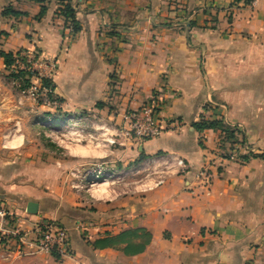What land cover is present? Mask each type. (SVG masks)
I'll list each match as a JSON object with an SVG mask.
<instances>
[{
	"label": "crops",
	"instance_id": "1",
	"mask_svg": "<svg viewBox=\"0 0 264 264\" xmlns=\"http://www.w3.org/2000/svg\"><path fill=\"white\" fill-rule=\"evenodd\" d=\"M61 1L44 2L38 17L35 0H0V54L56 62L55 105L44 106L17 93L0 55V205L25 232L41 220L66 228L72 255L5 260L0 252V264H264V0ZM65 3L77 34L60 13ZM152 101L163 131L150 141L93 145L43 126L80 115L88 132H123L124 114ZM201 122H220L232 139L194 129ZM32 132L49 134V161ZM169 154L190 171L151 191L140 193L136 176L89 191L80 177L65 182L96 163L131 170ZM201 166L210 169L208 195L194 180ZM137 228L151 235L140 255L94 248Z\"/></svg>",
	"mask_w": 264,
	"mask_h": 264
},
{
	"label": "built area",
	"instance_id": "2",
	"mask_svg": "<svg viewBox=\"0 0 264 264\" xmlns=\"http://www.w3.org/2000/svg\"><path fill=\"white\" fill-rule=\"evenodd\" d=\"M254 1L256 0H252V2ZM12 70L15 73L22 70L35 74L32 78L35 83L31 82V85L24 90L19 89L18 82L12 81L17 93L22 98H27L39 105H55V100L49 96L52 95V89L41 87L40 80L46 79L51 81V77L56 71V62L46 61L41 63L35 55L22 52L15 57ZM157 107V104L152 101L139 109L125 113L123 116L125 123L123 132L102 126L100 129L102 133L98 135V139L109 145H113L116 139L121 137L133 138L141 142L158 138L163 129L157 121ZM35 123L37 125L42 124L38 120ZM43 126L54 134L64 132L73 140H81L83 135L88 136L90 140L92 139L80 115L64 117V122L60 123L59 126L54 125L51 118H48L43 122ZM105 137H108V139H104ZM235 156L232 153L229 159L233 160ZM144 167H151L153 172L145 175L143 179L138 181V186L142 188L141 191L143 192L165 185L170 176H186L190 171V167L182 158L169 154L147 160L141 165L137 164L131 170H105L102 163H96L85 170L82 175L76 170V175L74 176L76 179L80 177V184L89 191V189L97 188L106 183L121 182L129 176H135L134 173L138 174L140 171H148V168L144 169ZM210 179V169L208 166H201L194 174V180H196L198 187L202 188L206 195L209 194ZM0 252L4 254L5 260L19 259L35 254L53 255L58 258H69L72 255L69 232L66 228L60 227L54 221L41 220L32 232H25L22 229L21 221L2 205H0Z\"/></svg>",
	"mask_w": 264,
	"mask_h": 264
},
{
	"label": "trees",
	"instance_id": "3",
	"mask_svg": "<svg viewBox=\"0 0 264 264\" xmlns=\"http://www.w3.org/2000/svg\"><path fill=\"white\" fill-rule=\"evenodd\" d=\"M47 0H35L36 3H40L42 5L41 11L38 17H41L45 11L44 2ZM68 0H62L61 2H65ZM247 2H251L252 0H246ZM7 12V11H6ZM9 14L12 16H19L18 13L11 12L9 10ZM62 17L69 22L72 33L77 34L81 28L80 25L75 20V11L71 7L69 3L63 4V9L61 10ZM19 53L12 54H4L1 53V57L4 59V63L6 68H12L15 62V57ZM35 76L34 73L27 71H18L17 73H12L10 75V80L14 82H18L19 89L24 90L27 89L31 85V79ZM41 87L50 88L53 91V85L51 81L46 79H41ZM51 97V95H49ZM194 129L197 131H202L205 129H218L221 130L226 135L227 139H232L233 132H230L227 128H224L220 122H201L199 124L194 125ZM242 159L246 160L247 158L242 157ZM151 235L146 230L142 228L137 229H129L120 232L115 236H107L106 238L99 239L94 242V248L96 249H106V248H114L121 251V253L126 257H133L136 255L142 254L146 247L150 244Z\"/></svg>",
	"mask_w": 264,
	"mask_h": 264
},
{
	"label": "rangeland",
	"instance_id": "4",
	"mask_svg": "<svg viewBox=\"0 0 264 264\" xmlns=\"http://www.w3.org/2000/svg\"><path fill=\"white\" fill-rule=\"evenodd\" d=\"M35 133H39V132H32L31 137H33L34 140H37L38 141V144H37L38 146L37 147H38L39 153L46 154V156L48 155L47 158H45V159H48V161H49L50 155H49V152H47V151H49L50 136L48 134L46 137L43 138V136L39 134L35 138ZM100 133H102V132H100ZM90 134L92 136V139H91L92 144L95 145L96 143H98L97 141H98V138H99V136H98L99 133L96 131V128L95 127H91ZM104 139H108V137H105ZM117 139H120V138H117ZM116 145H117V141L115 142V144L110 145V146H113L114 147ZM44 151L46 153H44ZM147 168H148V171H140L138 174H135L134 173V175L136 176V178H138L139 180H141V179H143L145 177V175L150 174L151 172H153V169L151 167H144V169H147ZM75 180H77L75 176H65L66 185H68V183H69V185L72 184ZM141 190H142V188H140V193L143 192ZM81 192L85 193L87 196H89L91 194V193H89L87 191H83V190H81ZM97 195L98 194H96L95 196H97Z\"/></svg>",
	"mask_w": 264,
	"mask_h": 264
},
{
	"label": "water",
	"instance_id": "5",
	"mask_svg": "<svg viewBox=\"0 0 264 264\" xmlns=\"http://www.w3.org/2000/svg\"><path fill=\"white\" fill-rule=\"evenodd\" d=\"M37 208H38V206H37L36 203H34V202H29V203L27 204V207H26V212H27L28 214H32V215H34V214L37 213Z\"/></svg>",
	"mask_w": 264,
	"mask_h": 264
}]
</instances>
